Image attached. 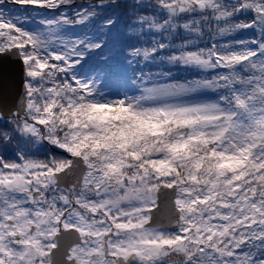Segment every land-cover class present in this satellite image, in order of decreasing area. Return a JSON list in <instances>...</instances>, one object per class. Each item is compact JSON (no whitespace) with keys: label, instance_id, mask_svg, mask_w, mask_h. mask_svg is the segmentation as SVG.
<instances>
[{"label":"snow or ice","instance_id":"obj_1","mask_svg":"<svg viewBox=\"0 0 264 264\" xmlns=\"http://www.w3.org/2000/svg\"><path fill=\"white\" fill-rule=\"evenodd\" d=\"M0 264H264V0H0Z\"/></svg>","mask_w":264,"mask_h":264},{"label":"trees","instance_id":"obj_2","mask_svg":"<svg viewBox=\"0 0 264 264\" xmlns=\"http://www.w3.org/2000/svg\"><path fill=\"white\" fill-rule=\"evenodd\" d=\"M89 2H94V0H76V3H78V4L79 3H89ZM69 11H71V10H69ZM174 74L176 75L177 78H183V77L188 75V73H185L183 71H176V70H174ZM104 90L108 91L109 89H104ZM37 158L44 159V156H43V154H38Z\"/></svg>","mask_w":264,"mask_h":264},{"label":"rangeland","instance_id":"obj_3","mask_svg":"<svg viewBox=\"0 0 264 264\" xmlns=\"http://www.w3.org/2000/svg\"><path fill=\"white\" fill-rule=\"evenodd\" d=\"M75 31H76L77 34H82V30L80 28L75 29Z\"/></svg>","mask_w":264,"mask_h":264}]
</instances>
